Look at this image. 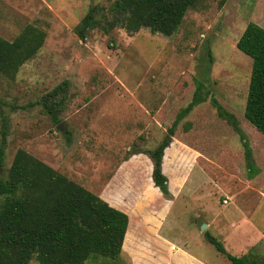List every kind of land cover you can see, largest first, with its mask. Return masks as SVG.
<instances>
[{
    "label": "rangeland",
    "instance_id": "rangeland-1",
    "mask_svg": "<svg viewBox=\"0 0 264 264\" xmlns=\"http://www.w3.org/2000/svg\"><path fill=\"white\" fill-rule=\"evenodd\" d=\"M92 5L106 2L0 0L1 38L11 40L25 24L45 32L39 50L13 79L0 76V131L5 132L0 177L5 176L16 149H23L125 209L129 225L118 264H150L142 256L152 242L153 223L160 217L163 227L179 229L188 243L193 242L188 248L200 251L205 264H231L203 237H191L197 233L188 221V203L179 200L169 206L170 194L166 198L148 185L141 156H130L131 151L157 145L190 100L196 83H201V101L178 120L169 148L163 151L164 171L185 167L190 157L186 152H191L194 165L215 171L220 168L216 164L222 165L231 191L234 179L229 177L248 174L236 128L247 145L262 134L243 118L251 59L235 47V41L248 22L264 29V0H200L169 36L146 28L129 34L116 27L108 33L87 29L80 39L73 27ZM59 84L61 90L49 98L56 102L57 122H53L42 103ZM216 105L235 118L236 128L217 114ZM125 176L130 187L124 184ZM213 195L205 216L218 210L227 217L236 215L231 204L221 205L220 195ZM201 224L200 231L207 229ZM220 226V232H209L225 250L238 254L233 250L237 241ZM253 248L243 254L245 258L264 264V247L257 241ZM27 264L36 261L31 258Z\"/></svg>",
    "mask_w": 264,
    "mask_h": 264
},
{
    "label": "trees",
    "instance_id": "trees-1",
    "mask_svg": "<svg viewBox=\"0 0 264 264\" xmlns=\"http://www.w3.org/2000/svg\"><path fill=\"white\" fill-rule=\"evenodd\" d=\"M200 0H105L106 5H92L73 27L84 39L87 29L97 28L108 33L122 28L133 33L146 28L150 33L171 35L186 11ZM45 32L25 24L17 34L6 40L0 37V76L13 79L18 68L35 55ZM235 47L250 57V70L243 107V118L258 132L264 133V29L248 22L235 41ZM64 82H62V85ZM56 85L45 96L43 110L57 122L56 102L50 97L61 90ZM201 83H196L190 100L166 127L157 145L142 152L151 161L150 179L153 186L168 197L167 178L161 171L163 150L174 134V128L202 97ZM48 96V97H47ZM217 114L235 126V118L219 105ZM244 159L248 174L253 172L248 145ZM5 145V132L0 131V165ZM128 214L114 202L104 200L81 185L35 158L23 149H16L6 174L0 177V264H118L121 246L127 236ZM264 238V231H263ZM205 240L223 254L231 264H260L244 255L227 253L222 244L203 231Z\"/></svg>",
    "mask_w": 264,
    "mask_h": 264
},
{
    "label": "crops",
    "instance_id": "crops-1",
    "mask_svg": "<svg viewBox=\"0 0 264 264\" xmlns=\"http://www.w3.org/2000/svg\"><path fill=\"white\" fill-rule=\"evenodd\" d=\"M169 145L170 142L165 149L169 148ZM248 148L251 157V167L254 170L244 177L231 175L229 178L234 179L232 191L225 181L229 179L227 177L224 178V175L227 173L225 174L222 165L216 164L217 168L220 167L216 171L210 167H205L206 165H194L191 163L192 157H194L191 152H186V155H189L191 158L186 156L188 160L186 161L185 167H172L170 169L168 168V171L165 172L162 167V159L160 165L162 173L167 178V187L170 194V198L167 200L169 206L175 205L179 200L189 205L188 221L196 228L194 230L197 233L191 237L196 238L197 236V238L203 237L205 239L203 236L204 230L212 235L209 231L213 230L218 233L222 229V226L219 228V225L223 224L224 229L228 230L230 234L228 238L231 236L237 241L233 250L238 252L236 254L238 256L250 253L254 249L253 247L257 241L264 247V242L262 241L264 239L262 235L264 231V212L261 211H264V133H262L259 140L254 143H249ZM138 156H141L142 159L137 160L144 163V171L147 173L148 185L152 186L153 184L150 179L151 162L142 153L132 154L130 157L137 158ZM204 156L206 157V155ZM205 157L204 159L208 160ZM243 160L244 166L247 167L244 158ZM126 176L124 179L127 182H124V184L127 183L130 187V178L128 179ZM204 188H207V191L205 190L206 192H204ZM223 188L225 191L223 190L222 192L221 190ZM213 194H219L221 196H219L221 205L231 204L236 215L234 217H227V213L224 210H218V212L216 211V213L210 216H205L204 212L208 207L207 202L211 196H214ZM100 197L108 200V198ZM222 199H225L226 202L222 203ZM257 215L259 219H257ZM260 220L262 222H259ZM162 221L163 218L160 217L157 223H153L152 233H150L153 239L145 247L144 252L146 253L143 254L142 261L150 264H205L201 258L200 251L196 253L188 248V246L193 245V242L188 243L186 237L180 233L179 229L163 227ZM201 223H203L202 227L205 226L207 229L200 231L198 226ZM128 225L129 219L127 228ZM228 241L230 242V239ZM225 251L229 253L227 250ZM229 254L232 255V253Z\"/></svg>",
    "mask_w": 264,
    "mask_h": 264
},
{
    "label": "water",
    "instance_id": "water-1",
    "mask_svg": "<svg viewBox=\"0 0 264 264\" xmlns=\"http://www.w3.org/2000/svg\"><path fill=\"white\" fill-rule=\"evenodd\" d=\"M57 128L60 129V130L62 129V127H61V122H58V123H57ZM202 226H203V224L200 225V227H202Z\"/></svg>",
    "mask_w": 264,
    "mask_h": 264
},
{
    "label": "built area",
    "instance_id": "built-area-1",
    "mask_svg": "<svg viewBox=\"0 0 264 264\" xmlns=\"http://www.w3.org/2000/svg\"><path fill=\"white\" fill-rule=\"evenodd\" d=\"M221 202H222V203H225V202H226V200H225V199H222V200H221Z\"/></svg>",
    "mask_w": 264,
    "mask_h": 264
}]
</instances>
